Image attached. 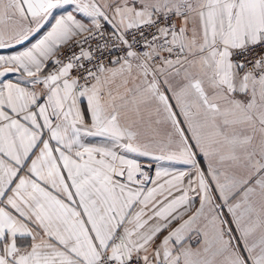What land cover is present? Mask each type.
Listing matches in <instances>:
<instances>
[{"label": "snow or ice", "instance_id": "obj_1", "mask_svg": "<svg viewBox=\"0 0 264 264\" xmlns=\"http://www.w3.org/2000/svg\"><path fill=\"white\" fill-rule=\"evenodd\" d=\"M0 264H264V0H0Z\"/></svg>", "mask_w": 264, "mask_h": 264}]
</instances>
